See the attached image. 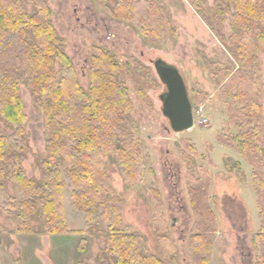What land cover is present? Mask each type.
<instances>
[{"label": "trees", "instance_id": "16d2710c", "mask_svg": "<svg viewBox=\"0 0 264 264\" xmlns=\"http://www.w3.org/2000/svg\"><path fill=\"white\" fill-rule=\"evenodd\" d=\"M187 1L213 33L227 42L238 65L227 83L239 98L240 106L234 112L229 110L231 123L239 132L228 138L220 133L217 140L230 146L235 142L253 167L252 185L260 218L257 257L258 264H264V122L254 89V64L259 48L264 47V0H216L213 12L205 7L204 0ZM111 8L140 26L149 39L157 40L167 31L168 20L155 0H116ZM50 15L46 0H0V118L10 129L9 133L0 130V187L8 179L17 187L18 199L9 196L6 204L9 214L16 213L15 232H82L70 230L66 222V176L72 206L83 213L89 231L100 232L94 226L99 220L106 224L99 264H164V257L174 258L176 248L166 235L157 193L152 220L157 253L143 254L138 236L123 224V197L111 185L106 169L105 160L113 153L126 186L143 179L145 163L122 68L108 50L95 47L89 63V83L84 88ZM225 19L231 31L228 38L221 31ZM223 70L224 75L229 73L227 67ZM23 83L29 85L33 105L43 120L46 154L37 160L39 178L28 176L22 165L28 147L27 116L19 92ZM209 183L205 169H199L196 175L189 170L186 184L195 221L188 244L195 264L210 263L217 231L208 201Z\"/></svg>", "mask_w": 264, "mask_h": 264}, {"label": "rangeland", "instance_id": "374dc122", "mask_svg": "<svg viewBox=\"0 0 264 264\" xmlns=\"http://www.w3.org/2000/svg\"><path fill=\"white\" fill-rule=\"evenodd\" d=\"M155 1L168 20L167 31L157 40L147 38L140 26L114 13L111 7L116 0H46L50 20L84 88L89 83L95 47L108 50L122 68L145 163L142 181L126 186L116 155L112 153L105 160L111 185L123 197V224L138 236L143 254L157 253L152 220L159 200L166 235L176 248L174 258L164 257V264H195L188 244L195 214L186 177L189 170L196 175L202 168L210 180L208 201L217 222L209 264H258L260 218L252 185L253 167L235 142L230 146L217 140L220 133L228 138L239 132L229 111L240 106L239 98L227 83L238 65L227 42L213 33L187 0ZM204 1L213 12L216 0ZM221 31L225 38L230 36L228 19ZM158 59L177 67L187 87L195 118L193 126L183 132L173 131L162 113L160 95L166 85L154 67ZM224 67L229 69L227 75ZM254 79L255 101L264 122V47L257 52ZM19 92L28 138L22 165L28 176L39 178L37 160L46 154L43 120L33 105L29 85L21 84ZM0 130L10 131L1 118ZM68 183L64 176L66 222L70 230L81 233L17 234L16 213L9 214L6 207L9 196L18 199L17 187L10 179L0 187V264H99L106 224L99 220L94 226L100 232L89 231L83 213L72 206Z\"/></svg>", "mask_w": 264, "mask_h": 264}, {"label": "water", "instance_id": "95a60500", "mask_svg": "<svg viewBox=\"0 0 264 264\" xmlns=\"http://www.w3.org/2000/svg\"><path fill=\"white\" fill-rule=\"evenodd\" d=\"M159 79L166 85V91L160 95L162 113L168 118L175 132H183L194 124V114L188 96L187 87L177 67L160 59L154 61Z\"/></svg>", "mask_w": 264, "mask_h": 264}]
</instances>
